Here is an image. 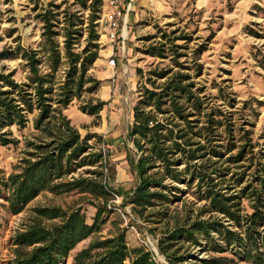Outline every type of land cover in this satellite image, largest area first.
Returning a JSON list of instances; mask_svg holds the SVG:
<instances>
[{"label": "trees", "instance_id": "1", "mask_svg": "<svg viewBox=\"0 0 264 264\" xmlns=\"http://www.w3.org/2000/svg\"><path fill=\"white\" fill-rule=\"evenodd\" d=\"M86 3H71L90 9L86 19L68 8L59 13L62 3H49L37 15L42 33L36 48L17 45L0 51V62L20 60L26 73L25 80L17 82L14 70H0V147L17 146L20 141L11 129L22 131L32 124L21 158L6 178L0 176L2 206L14 216L43 193L79 198L64 205L33 207L11 238L7 264H65L71 252L92 237L73 255L72 264H157L143 247L127 243V229L112 205L119 194L110 186L115 171L102 136L81 137L64 113L76 100L83 102L82 113L99 119L106 105L93 97L101 81L90 73L99 58L96 11L103 0ZM60 36L62 45L57 41ZM175 40L142 51L160 60L169 58V65L146 73L137 69L141 83L126 135L132 146L126 160L135 185L123 195L121 207L129 206L144 222L172 221L157 243L168 264L182 260L176 255L185 243L201 247V240L214 252L239 248L241 261L264 264V148L255 153L250 131L236 128L231 112L211 104L212 99L227 100L232 107L228 94L218 89L217 95H206L203 87H196L193 78L200 76L201 65L196 58L190 64L181 62L183 54ZM202 52L199 48L195 54ZM233 168L245 171L236 173ZM246 170L251 177L240 187ZM232 190L236 193L229 194ZM184 193H190L193 205L203 202L194 216L192 209L184 210L182 217L169 211ZM84 204L95 209L91 223L86 221ZM112 213L119 222L112 223L114 229L107 236L99 237ZM205 262L234 263L226 257Z\"/></svg>", "mask_w": 264, "mask_h": 264}, {"label": "rangeland", "instance_id": "2", "mask_svg": "<svg viewBox=\"0 0 264 264\" xmlns=\"http://www.w3.org/2000/svg\"><path fill=\"white\" fill-rule=\"evenodd\" d=\"M74 1L0 0V51L14 49L17 45L36 48L41 41L42 33V23L37 15L46 9L49 3L55 5L62 3L59 13L68 8L70 11H80L86 19L90 9H82L79 5L71 6ZM90 3L91 0H87L86 5L89 6ZM131 3L130 12L124 19L119 20L115 43H110L105 37V24L101 21L102 8L96 11L100 50L99 58L93 64L90 73L101 81V86L93 97L106 103L99 114L100 118L96 119L82 113L80 107L83 102L76 100L64 112L81 137L87 133L102 136L104 141L102 147L107 151L109 162L115 171L114 179L110 183L111 188L119 194L113 200L112 205L115 207H121L123 195L135 185L134 175L126 160L132 149L126 135L131 125L132 109L137 101L141 83L137 69H142L146 73L152 68H166L169 65V58L160 60L144 55L142 51L148 46L176 39L175 45L181 47L178 53L183 54L180 61H187L190 64L196 58L197 63L201 65L200 76L193 78L196 87H203L206 95L215 96L218 89L228 94V98L234 101L232 107L227 105V100L212 99L211 104L220 105L225 112H231L232 122L236 128L241 127L250 131L248 136L251 143L256 145L253 150L255 153L264 148V0H132ZM61 18L62 14L59 16V19ZM60 27L62 25L58 28ZM85 38L86 33L82 36L81 47L85 43ZM57 41L62 45L61 36ZM199 48L203 49V52L196 55ZM112 58L115 65L110 67L108 62ZM19 63L20 60L1 61L0 70H4L5 73L14 70V79L22 82L26 73ZM185 73L193 76L192 71L186 70ZM29 118L31 119V116ZM11 130L13 137L20 143L17 146L0 147V176L4 178L12 172L13 166L21 158L23 141L32 133V124L29 122L22 131H17L14 127ZM235 153L236 150L231 154ZM236 165H247V162H238ZM231 171L241 173L245 168H233ZM250 175V171L246 170L244 183L240 187L248 183ZM234 193L236 192L232 190L229 194ZM78 199V196L54 197L43 193L30 202L23 212L11 216L2 206L4 200L0 198V264L8 263L11 238L33 207L64 205ZM193 203L194 199L190 193H184L180 202L169 206V211L182 217L184 210L192 209L195 211L194 216L203 202L194 205ZM242 204L249 212L247 202L243 201ZM84 209L86 221L91 223L95 209L86 204ZM107 218L108 221L104 224L99 237L107 236L114 229L112 223L119 222L116 213ZM135 223L139 233H147L150 239L157 243L161 232L172 226V221L163 220L150 223L137 219ZM213 237L216 241V234H213ZM92 238L80 243L70 256L87 246ZM126 238L129 246H139L135 236L130 232L126 233ZM201 242L203 243L201 247L185 243L184 248L176 255L182 257V260L176 264H205V261L215 257L232 259L233 264H249L238 257L241 252L239 248L233 247L220 254L212 251L204 240ZM219 243L223 246L222 242ZM160 259L168 264L164 256L160 255ZM65 264H71V261Z\"/></svg>", "mask_w": 264, "mask_h": 264}, {"label": "built area", "instance_id": "3", "mask_svg": "<svg viewBox=\"0 0 264 264\" xmlns=\"http://www.w3.org/2000/svg\"><path fill=\"white\" fill-rule=\"evenodd\" d=\"M131 0L124 4L122 0H103L102 6V19L101 21L105 24V37L110 43H115L117 41V32L119 29V20L124 19V17L131 10ZM108 65L113 67L115 65V60L112 58L109 60ZM115 207V206H114ZM129 206L124 208L115 207L114 211L121 217L122 226L127 229V233L130 232L134 235L139 246L143 247L146 252H148L152 259L157 264H167L165 261L160 259V254L157 248V241L150 239L147 233H139L135 226L136 218L130 211Z\"/></svg>", "mask_w": 264, "mask_h": 264}, {"label": "crops", "instance_id": "4", "mask_svg": "<svg viewBox=\"0 0 264 264\" xmlns=\"http://www.w3.org/2000/svg\"><path fill=\"white\" fill-rule=\"evenodd\" d=\"M129 1H130V0H122L123 3L125 2L124 4L128 3ZM131 1H132V0H131ZM126 240H127V238H126ZM128 245H129V244H128ZM132 246H136V245H132ZM75 249H76V248H75ZM75 249H74V250H75ZM74 250H73V251H74ZM79 250H80V249H79ZM73 251H72V252H73ZM76 252H77V251H76ZM72 257H73V256H69L68 259L66 260V263H68V261L70 260V261H71V264H72Z\"/></svg>", "mask_w": 264, "mask_h": 264}]
</instances>
